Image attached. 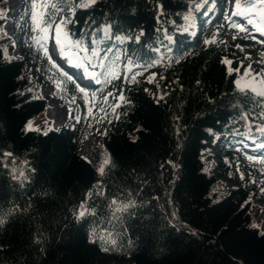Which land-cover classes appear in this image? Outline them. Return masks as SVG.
I'll use <instances>...</instances> for the list:
<instances>
[{
	"label": "trees",
	"instance_id": "1",
	"mask_svg": "<svg viewBox=\"0 0 264 264\" xmlns=\"http://www.w3.org/2000/svg\"><path fill=\"white\" fill-rule=\"evenodd\" d=\"M197 1L99 0L90 9L77 10V22L69 25L74 33L110 24L112 37H132L123 43L105 40L102 46L113 49L109 57L122 54L121 70L127 62L124 53L140 65L156 61L147 71H134L155 74L166 95L157 102L152 85L139 76L138 83H128L122 72L121 79L94 88L98 98L100 89L105 95L124 91L131 103L117 109L119 119L109 114L97 124L81 112L79 122L70 119L47 135L24 131L27 120L43 117L46 102L25 75V49L13 54L0 15V48H7V58L0 50V153L13 154L0 157V215L5 220L0 264H264V209L257 206L264 192L254 185L244 189L242 180L228 185L219 200L210 191L217 175L229 179L225 160L264 157V136L255 125L251 133L248 129L249 121L261 123L260 108L235 89L236 75H228L220 61L230 59L233 67L244 61L256 70L261 64L237 57L234 43L224 38L223 24L208 28L194 8ZM25 4L29 11L30 0ZM189 12L193 30L177 32ZM140 32L144 35L136 42ZM213 38L217 43H205ZM159 46L162 59L155 51ZM45 66L50 69L48 62ZM54 71L53 78L64 79ZM109 103H114L111 97ZM245 113L249 121L242 119ZM93 128L96 143L80 156ZM204 151L219 152L212 174L200 161ZM106 157L111 165L101 177L97 167ZM13 158L15 165L8 163ZM13 167L23 169L27 180L13 179ZM98 182L104 195L89 201L97 215L77 221L73 209ZM112 199L134 200L136 207L109 223ZM259 223L261 230L252 227ZM105 226L118 244L107 252L99 241L90 242L92 229Z\"/></svg>",
	"mask_w": 264,
	"mask_h": 264
},
{
	"label": "snow or ice",
	"instance_id": "2",
	"mask_svg": "<svg viewBox=\"0 0 264 264\" xmlns=\"http://www.w3.org/2000/svg\"><path fill=\"white\" fill-rule=\"evenodd\" d=\"M99 0H30V8L26 15L29 16L30 25L32 32L39 33L37 36H31L30 39L39 46V50L43 52L45 59L50 65V70H55L62 80L53 79L52 82L55 84L56 88L63 91V85L65 81L71 82L75 85L76 91L81 94V99L84 100L85 106L87 108L85 118H91L96 121L97 124L101 123L103 120L109 117V114L115 119H119L120 113L117 109L121 108L122 105H130V100L125 96L124 91L120 90L118 94L108 91L107 94H103V89H100L101 96L98 98L97 92L93 91L89 93L85 87L77 83L76 79L69 75L54 57H59V59L65 60L72 67L77 68L82 72V79L87 78L94 81L97 85L112 84L113 81L121 79L123 72V80L128 83H138L137 76L143 75L142 72L134 71V69L143 68L147 71L148 68L153 67L156 61H153L147 65H140L134 62L131 57H128L126 53L123 56L126 58V63L123 66V70L120 68V61L122 59L121 53H113L112 57H109L107 53L112 52V48H104L102 45L105 40L115 39L117 41L130 40L132 37H112L110 35L111 25L105 24L100 27L93 29L91 32L81 31L78 35L72 31L69 25L75 24L77 21L75 19L77 10H87L95 6ZM226 3L230 5L234 10L231 11V16H238L246 19L247 24L242 26L241 24L234 23L233 28L238 29L240 33H244V40H252L256 44L264 46V0H226ZM197 8L200 5H196ZM225 19L228 20L231 17L228 12L224 13ZM191 12L186 15L184 19L186 21L190 20ZM250 26V27H249ZM188 29L185 28L184 31ZM252 31L259 33V39L252 35ZM103 33V36H98L97 34ZM144 33L140 32L139 35L135 37L136 42L140 41V37ZM53 40V45L51 51L47 46L49 39ZM238 37L233 36L232 39L236 40ZM170 39V37H169ZM206 44H215L217 40L215 38L205 41ZM220 43H225L220 41ZM236 47L240 51H245L244 47L237 44ZM155 51H159L156 49ZM3 56L7 58V49L3 50ZM260 59L256 61L258 64H264V52L259 53ZM252 57L246 55L244 60H251ZM221 64L225 65L227 68L228 75H236L233 80L235 89L243 94L246 98L252 100V102L260 108V114L258 119L261 121L260 124H255V121H249V115L247 113L243 114L242 119L249 121L248 129L249 133L253 131V125H255V131L261 136H264V69L256 70L253 68L251 63L246 66L244 61L239 62L238 67H233V61L230 59H222ZM243 71L241 72V69ZM96 69H101L102 71H97ZM103 77V80H101ZM52 79V78H50ZM154 75L148 78V82L152 83ZM199 83V82H197ZM31 91V89L29 90ZM147 91V89H145ZM55 94V93H53ZM166 95V94H165ZM109 97L114 100V103H109ZM157 102L164 99V95H159L154 97ZM76 97H73V103ZM107 105V107H104ZM103 113V116H97L94 112ZM79 122L80 117H73ZM109 122H111L109 120ZM92 127V124H89ZM52 129L49 128L47 131L39 127H34L33 121L29 120L25 124L24 131H42L44 135L48 134V131ZM101 135H106V131L101 132ZM87 139V137H85ZM264 148V144L260 145ZM0 157L12 158L13 154L11 152L0 153ZM86 159V158H85ZM249 161L264 165V158L258 159L252 156H247ZM12 165L16 164V160L10 159L9 162ZM27 165V161L22 162ZM111 165L110 157L104 158L97 167L98 174L103 177L106 172V168ZM7 167V164L4 165ZM175 167V165H173ZM207 171V170H205ZM261 175H264V168L258 169ZM12 178L16 180H27L26 172L23 169H18L13 167L11 169ZM237 172H240L239 167H237ZM240 178H244V174L240 173ZM251 183H258L256 180H252ZM259 183L264 184V181H259ZM93 190H89L84 199L78 204V206L73 209V216L77 221L85 220L87 217H95L97 215L94 207L90 206L89 201L94 195L103 196L104 191L102 184L100 182L94 185ZM264 192V187L261 188ZM136 207L134 200H128L127 202L112 199L108 208L110 210L111 219L108 221H119V214L128 212L130 208ZM5 223L2 215H0V226ZM253 228H259V225H252ZM264 235V232L260 233ZM91 241L96 243L99 241L102 245V250L107 252L114 250L118 244L115 233L109 228L102 227L97 229L94 227L91 231Z\"/></svg>",
	"mask_w": 264,
	"mask_h": 264
},
{
	"label": "rangeland",
	"instance_id": "3",
	"mask_svg": "<svg viewBox=\"0 0 264 264\" xmlns=\"http://www.w3.org/2000/svg\"><path fill=\"white\" fill-rule=\"evenodd\" d=\"M26 1L28 2L29 0H9L0 3V15L2 16L4 22L2 23L1 31L5 38L9 39V42L13 48L12 52L15 56H18L20 54L21 47L25 49L26 56L24 57V59L28 61L25 66V75L32 82L33 90L37 91L39 93V97L46 102V110L43 114V117L34 118L32 121L34 127H39L44 131H47L50 128V121H52L54 125H58L59 123L65 125V123L70 119L76 120L73 117H79L81 112L86 113L87 108L85 106L84 100L80 98L81 94L76 91V87L74 84L71 86H69L68 84H64L63 91H60L56 88L55 84L52 82V80L56 78L52 77L53 70H50L45 66V62H47V60L45 59L43 52L38 49L35 52L33 49L35 48V44L29 45L24 42L25 39L28 40L31 36L39 35V33L35 34V32H32L31 28L29 27V16L25 14L28 12V9L25 4ZM20 5V13H15V10ZM196 5H200L198 9H200L201 18H209L206 21L208 28L223 24L222 33L224 35V38H228L230 42L234 43L235 47L237 44H240L244 47L245 51L243 52L236 47V49L238 50L237 57L241 56L242 58H244L246 55H249L252 57V59L247 61L253 62L254 64H258L256 63V61L260 59L259 53L264 52V46L256 44L252 40H244L243 37L245 34L240 33L238 29L232 27L234 23L241 24L242 26L246 25V19L238 16H231V11L234 9L226 3V0H198L195 3L194 8H197ZM3 9L4 12L2 13ZM225 12H228L229 16L231 17L230 19H225ZM16 16H18L17 20H15ZM191 25L192 24L190 20L186 21L183 18L180 22V26L176 27V31L179 33H189L192 30ZM185 28H187L188 30L184 31ZM234 35L238 37L236 40L232 39ZM252 35L256 36L258 39L260 38L259 33L255 31H252ZM49 41H51V39ZM122 42L123 41H119V43ZM4 49L7 48L5 46H1L0 50L2 53ZM260 69H264V64L260 65ZM150 76L152 75L144 73L139 77H141V79L147 84L152 85L154 87L155 92L151 94L153 98L155 96L164 95L165 90L159 86L156 77H154L152 83L148 82V78ZM86 90L91 93L94 91V88L89 87L86 88ZM73 97H76L74 103L72 102ZM52 103L57 106L56 112L59 114L57 119H54L49 116V112L52 113V109H54V105ZM94 112L97 116L99 115L95 109ZM54 114L55 113H53L52 115L54 116ZM88 139L89 141H92L89 147L93 146L96 143L97 137L94 128L92 130V134L89 135L86 140ZM89 147H85L84 145V148L82 147V150L80 149L78 154L80 156L84 155L85 149ZM237 147L239 149L244 148L240 143H237ZM252 157L257 158V160L264 158L258 156ZM218 159H220L219 152L212 151L207 154L204 151L200 154V161L203 165V168L207 170L206 172L208 174H212L211 167L212 165L217 163ZM225 162L229 170V179L227 180L225 178L219 177L218 175L216 176V182L214 184V187L211 189V193H215V200H219L226 194L228 185L230 186L235 182H238L239 180L243 181L244 189H248L249 187H251V185L259 186V188H262V186H264V184L259 183V181H264V175H261L260 171H258V169L264 168V165L249 161L247 157L243 156H238L232 161L225 160ZM237 167H239L240 172H237ZM241 172L244 174L243 179L240 178ZM252 180H256L258 181V183L253 184L251 183ZM257 206L260 209H264V199H260L257 202ZM261 218L264 219L263 213H261ZM257 225H259V230L263 228V224L259 223Z\"/></svg>",
	"mask_w": 264,
	"mask_h": 264
},
{
	"label": "bare ground",
	"instance_id": "4",
	"mask_svg": "<svg viewBox=\"0 0 264 264\" xmlns=\"http://www.w3.org/2000/svg\"><path fill=\"white\" fill-rule=\"evenodd\" d=\"M6 1H9V0H6ZM58 57V56H57ZM63 62H65L66 63V61L65 60H63ZM50 111V110H49ZM48 111V112H49ZM50 114H49V116L50 117H52V118H54L55 117V115L56 114H54V116L52 115V113L51 112H49ZM57 125V124H56ZM56 125H55V127H56ZM58 126V125H57ZM90 139V138H89ZM89 139L83 144V148H84V145H85V147H89L90 145H91V143H92V141H89ZM214 187V186H213Z\"/></svg>",
	"mask_w": 264,
	"mask_h": 264
}]
</instances>
